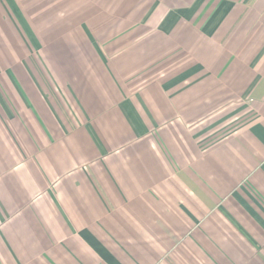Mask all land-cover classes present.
<instances>
[{"label": "crops", "instance_id": "crops-1", "mask_svg": "<svg viewBox=\"0 0 264 264\" xmlns=\"http://www.w3.org/2000/svg\"><path fill=\"white\" fill-rule=\"evenodd\" d=\"M0 264H264V0H0Z\"/></svg>", "mask_w": 264, "mask_h": 264}]
</instances>
